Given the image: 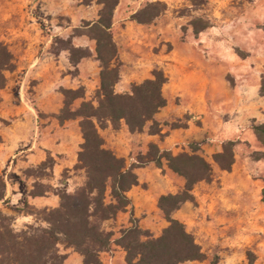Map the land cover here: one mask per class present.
<instances>
[{
    "label": "rangeland",
    "instance_id": "1",
    "mask_svg": "<svg viewBox=\"0 0 264 264\" xmlns=\"http://www.w3.org/2000/svg\"><path fill=\"white\" fill-rule=\"evenodd\" d=\"M129 2L120 0L116 9L117 25L113 26L114 38L117 37L116 41L121 53H127L126 61L123 63L122 59L120 60L122 66L118 90L130 91L132 84H139L135 77L140 76L139 78L145 81L148 75L151 78L154 70L164 71L154 60L158 58L157 56L167 55L169 52H234L242 60L252 58L254 63L264 54V0H209L199 8L192 6L189 0H146L140 6L138 3ZM146 2H162L167 5L168 10L151 25H143L146 26L143 33L136 30L131 32V35H126L122 32L126 28V22L131 21L130 16L140 10ZM99 9L95 2L86 5L84 0H0V41L10 50L15 64L12 72L5 73L4 86L0 87V192L4 194L3 200L0 201V210L4 215L12 218L11 225L15 231H21L30 225L36 227H47V225L40 220V216L31 215L33 222L28 224L22 225L17 221L16 218L22 216H14L12 195L8 197L11 187L14 188V183L22 186L20 184L22 180L23 188L38 186L53 193L52 191L57 189L66 190L63 186L65 184L67 189L74 185L77 189L85 181L84 172L74 171V167L62 169L59 175H56L58 159L56 160V157L49 152L40 164L32 166L29 159L35 152L42 151L41 144L48 139L45 128L55 120L59 122L57 115L64 106V96L61 91L76 90L81 87L85 89L79 83L83 81L80 78L82 75L92 88L94 79L99 76L100 65L93 58L96 43L88 37L85 28V22L97 19ZM197 17L209 20L212 27L195 36L190 21ZM131 38L135 42L134 45L127 43V39ZM67 40H70L75 47L89 50L92 54L87 60H82L84 62L81 61L77 69L70 63L69 51L64 50L63 43ZM138 59L143 61L142 66L137 67ZM80 64H82L81 69ZM227 79L230 85L234 86V78L228 75ZM91 88L89 87V93L85 89L86 99L95 101L98 89ZM80 104L81 101L75 102L72 109H77ZM189 118V115L185 116V119ZM172 124L168 125L171 127ZM252 124L253 122H250V127ZM149 126L150 124L145 131L147 134H149ZM121 128L122 125L114 130L109 124L106 129L100 130V134L102 136L104 134V140L105 137L115 140ZM234 141L239 142L234 147L238 171L234 174L233 165L230 172L223 173L229 176L230 180L239 178L241 186L237 191H234L233 187H228V190L232 191L226 192L225 196L227 198L236 196L234 201L241 211L232 218L226 216L228 220L226 224H229L233 230L229 237L233 240L237 239L243 246L235 255L236 263L223 264H264V204L261 202L264 165H258L260 161H253L250 157L253 152L264 151V148L258 140L253 145L240 140ZM128 143L129 151L124 157L128 165L136 163L139 157L145 156L151 144L146 135H135ZM186 148L182 152L191 151L190 144ZM208 161L213 167V178L209 183L201 182L195 186L193 195L197 193L200 199L197 200L198 197L195 196V203H190L188 210L190 219L191 217L198 219L195 217L201 206V197L215 196L218 194L217 191L224 189V186L220 185L221 179H218L216 184H212L219 177L218 171L221 169L213 158ZM44 162H47L48 166L40 168ZM261 162L264 164L263 161ZM182 180L183 185L173 181L178 193L185 185L184 179ZM141 189H148V186L143 184L138 188H132L129 196L138 202H144ZM136 190L139 193H135ZM158 201L159 199L153 201L156 211H152L150 215L144 213L143 217L138 219V223L141 221L143 225L157 231L162 227V223L165 224V228L168 225L158 208ZM30 208L35 209L30 205L29 207L23 205L21 211L30 215ZM183 208L184 206L180 210ZM179 211L174 216H179ZM205 219L206 222H211L213 219L220 221L211 217ZM189 221L184 219L181 222L192 234L189 227L194 228V225ZM246 237L253 242L251 243L253 245L247 243L250 241H243ZM258 248L262 256L256 253ZM226 249L230 251V247ZM58 250L60 254L66 255L63 264H80L81 258L83 262V257L78 252L65 248L63 244L58 245ZM101 259L110 264H124L125 254L122 250H117L115 253L101 254ZM212 262L220 264V257L211 254L205 261L195 264H212Z\"/></svg>",
    "mask_w": 264,
    "mask_h": 264
},
{
    "label": "trees",
    "instance_id": "2",
    "mask_svg": "<svg viewBox=\"0 0 264 264\" xmlns=\"http://www.w3.org/2000/svg\"><path fill=\"white\" fill-rule=\"evenodd\" d=\"M199 8L209 0H189ZM86 5L95 2L100 7L98 17L85 22L88 37L95 41V60L100 65V85L96 100H87L83 87L62 90L64 106L57 115L60 123L78 120L83 143L78 153L74 171H83L85 181L74 192L65 189L52 191L60 200L57 208L38 211L30 208V215L40 216L47 227L28 226L21 231L12 229V218L0 210V264H63L66 255L60 254L58 245L73 249L83 257L82 264H107L101 254L120 248L125 253L124 264H185L203 262L207 256L195 237L187 231L184 223L174 214L186 203H195L193 190L201 182H211L212 164L201 154L198 144H190V152L177 155L162 151L157 144L149 145L148 153L129 164L106 147L100 130L109 124L114 130L125 124L131 134L148 133L160 135L162 128L155 116L167 105L163 88L168 77L163 70H154L150 79L132 84L127 93H117L115 87L120 80L118 46L114 39V14L120 0H84ZM168 10L162 2H146L130 20L139 25H151ZM193 33H200L212 27L209 20L197 17L190 21ZM64 50L70 53V63L77 69L79 63L92 56L89 50L75 47L70 40ZM15 69L13 56L8 47L0 41V87L4 86L5 73ZM260 95L264 96V77ZM81 101L77 109L75 102ZM186 127L173 123L172 129ZM257 140L264 148V124L251 125ZM238 141H227L222 151L213 155L214 162L222 171L230 172L235 163L234 147ZM253 161L264 162V151L251 154ZM154 164L163 168L164 164L178 177L184 179L183 190L176 194L162 195L158 208L168 223L159 237L139 226L134 216V206L128 193L139 185L137 169ZM44 162L40 168H46ZM68 171L65 172L67 174ZM64 174V175H65ZM49 189L35 186L30 197L44 196ZM4 194L0 192V201ZM264 204V187L261 192ZM24 206L29 207L27 202ZM129 212L130 226L118 233L104 229V223L115 220L120 213ZM15 220V219H14ZM212 264H214L212 262Z\"/></svg>",
    "mask_w": 264,
    "mask_h": 264
},
{
    "label": "crops",
    "instance_id": "3",
    "mask_svg": "<svg viewBox=\"0 0 264 264\" xmlns=\"http://www.w3.org/2000/svg\"><path fill=\"white\" fill-rule=\"evenodd\" d=\"M128 1H130L129 3H138L140 6L146 0ZM117 19L116 10L114 27L117 25ZM145 27L132 21H127L126 28L122 32L126 33V35H131V32L136 30L143 33ZM116 38L114 39L118 45ZM127 43L134 45L135 42L131 38L127 39ZM120 49L119 47V58L124 63L127 53H121ZM157 57L154 60L155 63L161 65L168 77V82L163 88L167 105L155 116V120L162 128L161 134L164 136L147 134L145 132L147 128L142 134H131L127 126L122 124V128L116 134L115 140L105 137L108 149L112 150L118 157L124 158L126 156L125 153L129 151V140L135 135H146L149 142L157 144L162 151H170L174 155L182 152L189 144H198L201 148V154L207 160H211L214 154L222 151V144L226 141L240 140L252 145L256 143L257 138L250 127V122L264 124V96L260 95L261 81L264 75V54L259 56V61L256 63H254L252 58L242 60L234 52H169L167 55L162 54ZM93 58L95 59V54ZM142 63L141 59L136 60L137 67L142 66ZM81 66L82 64L79 66L80 69ZM228 75L234 78V86L230 85L227 79ZM139 77L134 78L137 83L143 81V78ZM80 78L83 81L79 83L89 93L91 84L84 78V75L80 76ZM147 78H150V75ZM93 83L94 86L92 88L98 89V75ZM118 89L119 84H117L115 87L116 92L125 93L129 91V89L122 91ZM187 115L190 116L189 119H185ZM174 122L184 123L186 127L172 129L168 124ZM45 131L48 139L41 144L42 151L31 155L29 163L32 166L40 164L49 152L56 157V160L58 159L55 169L56 175H59V171L62 169H72L78 162V152L83 143L78 121H65L63 125H60L55 120V122L45 128ZM259 163L258 165H264L261 161ZM236 171L238 169L235 163L233 167L234 174ZM223 172L222 170L218 171L219 177L212 184H216L217 180L221 179L220 185H223L224 189L217 191L218 194L215 196L204 195V197H201V206L197 210L195 217H198V219H194V217L190 219L188 215L190 203L183 205L184 208L179 211V216H174L181 221L184 219L190 220L189 223L194 225V228L189 227V230L195 236L196 242L207 256L217 254L220 257V264L226 262L236 263L235 255L240 247L243 246L237 239L233 240L229 237L233 230L229 224H226L228 222L226 216L232 218L240 214L241 211V208L234 201L236 196H233L234 198L225 196L226 192L231 193L232 191L228 190V187H233L234 191L239 190L241 186L240 179L230 180V177L225 175L227 173L224 172V174ZM136 173L139 178V186L143 184L148 186V189H141L144 202H138L129 196L131 192L128 193L134 206V216L137 220L141 219L144 213L150 215L152 211H156L153 201L156 202L162 195L178 193L177 188L173 184L174 180L178 181L180 185L184 183L182 178H177L166 164H164L162 169L150 164L144 168L137 169ZM20 184L22 186L14 183V188L11 187L12 190L8 197L12 195L14 216H22L21 218H16L22 225L33 222L31 215L24 214L21 211L24 202L38 210H50L59 206L60 200L55 194L49 192L44 196L30 197L29 194L34 187L23 188L24 183H22V180ZM63 186L68 192H73L76 189L75 185L68 189L67 184ZM13 190L14 192H12ZM135 193H139V191L136 190ZM195 196L196 198L198 197L197 193ZM145 199L151 202H147ZM198 199L200 198L198 197ZM4 213L6 212L4 211ZM218 214L220 218L219 216L217 217ZM206 217L217 218L222 222L214 219L211 222H206ZM129 219V212L120 213L115 220L106 221L103 226L107 231L118 233L121 229L130 226ZM139 226L144 230L150 231L154 237H159L163 228H165V224L162 223V227L157 231L154 228L143 225L141 221ZM243 241H250L247 242L249 244L253 243L248 240V237ZM226 247H230V251H226ZM113 249L110 253H115L117 250L121 251L118 247ZM256 253L262 256L259 248ZM187 263L195 264L200 262ZM80 264H82V258Z\"/></svg>",
    "mask_w": 264,
    "mask_h": 264
}]
</instances>
